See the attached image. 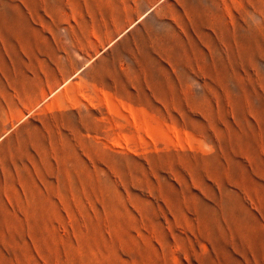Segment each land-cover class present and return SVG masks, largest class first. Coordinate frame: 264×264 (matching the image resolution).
I'll use <instances>...</instances> for the list:
<instances>
[{"label": "rangeland", "instance_id": "obj_1", "mask_svg": "<svg viewBox=\"0 0 264 264\" xmlns=\"http://www.w3.org/2000/svg\"><path fill=\"white\" fill-rule=\"evenodd\" d=\"M0 264H264V0H0Z\"/></svg>", "mask_w": 264, "mask_h": 264}]
</instances>
